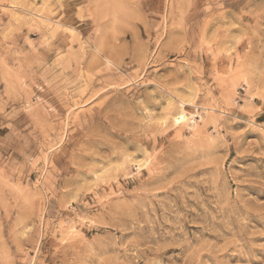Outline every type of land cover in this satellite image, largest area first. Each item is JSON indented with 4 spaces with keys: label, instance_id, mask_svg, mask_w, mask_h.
Segmentation results:
<instances>
[{
    "label": "rangeland",
    "instance_id": "obj_1",
    "mask_svg": "<svg viewBox=\"0 0 264 264\" xmlns=\"http://www.w3.org/2000/svg\"><path fill=\"white\" fill-rule=\"evenodd\" d=\"M0 264H264V0H0Z\"/></svg>",
    "mask_w": 264,
    "mask_h": 264
},
{
    "label": "bare ground",
    "instance_id": "obj_2",
    "mask_svg": "<svg viewBox=\"0 0 264 264\" xmlns=\"http://www.w3.org/2000/svg\"><path fill=\"white\" fill-rule=\"evenodd\" d=\"M107 59V58H106ZM108 60V62L109 63H113V61L112 60H110L109 58L107 59ZM114 64V63H113ZM179 119H185V114H184V111H182V112H180V114L178 115V117H177V120H179Z\"/></svg>",
    "mask_w": 264,
    "mask_h": 264
}]
</instances>
